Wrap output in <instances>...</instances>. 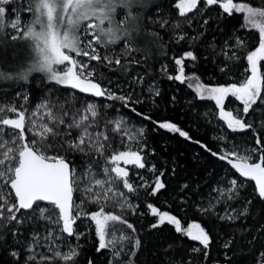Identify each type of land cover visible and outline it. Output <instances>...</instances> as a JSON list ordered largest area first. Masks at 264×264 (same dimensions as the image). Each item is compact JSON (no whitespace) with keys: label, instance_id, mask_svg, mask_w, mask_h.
<instances>
[{"label":"snow or ice","instance_id":"obj_1","mask_svg":"<svg viewBox=\"0 0 264 264\" xmlns=\"http://www.w3.org/2000/svg\"><path fill=\"white\" fill-rule=\"evenodd\" d=\"M0 49L17 57L0 69L14 89L0 96V264H192L187 248L213 264L217 240L214 264H264V118L253 119L264 116V0H0ZM157 64L192 89L193 108L212 102L215 149L137 112L158 106ZM161 130L198 147L199 177L173 187L167 177L186 169L167 141L150 144ZM189 208L203 222H182ZM130 217H151L149 236L173 233L162 253ZM217 225L239 229L242 246Z\"/></svg>","mask_w":264,"mask_h":264},{"label":"trees","instance_id":"obj_2","mask_svg":"<svg viewBox=\"0 0 264 264\" xmlns=\"http://www.w3.org/2000/svg\"><path fill=\"white\" fill-rule=\"evenodd\" d=\"M254 3L257 5L260 3V0H254ZM215 15V14H213ZM251 42V41H249ZM11 49H0V58L5 60L6 58L12 55L10 52ZM182 50H189L185 46L184 49L177 47L174 51V54L179 56ZM173 53H170V55ZM163 62L168 63V72L172 75H175V71L173 69V64L170 60L165 59ZM4 64V61H1ZM0 63V64H1ZM187 63V62H186ZM1 64L2 67L5 66ZM157 74V83L158 87L161 89V97L158 98V106L151 105L150 103L134 105L137 109V112H142L146 115H151L154 121H165L171 120L173 122L179 123L185 130H190V134L200 139L202 142H209V146L215 149L216 144L211 141V134L209 129L204 126V117L203 113L209 111L212 102H199L201 106L193 108L189 101L192 100V96L194 92L192 89H189L186 84L181 85L179 82L169 81L159 72V64L156 65L154 69ZM104 77L111 78L113 86L117 83L124 86L125 91H127V85L124 84V81L120 78L118 73H109L104 72ZM202 79H204L202 77ZM43 85L40 84L39 79L35 80L34 85L32 86V91L34 94L39 92V89L42 88ZM14 89L4 88L0 86V96L12 95ZM176 97V102L173 104L171 102V97ZM116 106L119 107V102H115ZM120 112L125 115V118L129 121V126L135 125L139 127L141 125L146 126L150 130L153 129V125L149 121L142 120L141 117H138L135 113L131 112L127 108H120ZM197 113H200L197 116ZM264 118L259 112L256 117L253 119L259 124L260 119ZM222 123V122H221ZM150 144L153 147L157 148V151H160V144L167 141L170 145L171 155L181 160L182 165L186 169V172H179V175L176 177L168 176L167 179L173 185V187L180 182H183L185 177L197 178L203 173V168L199 165H196L192 160L193 150L199 151L196 145L188 144L183 141L182 138L169 139L168 134L163 133L161 130L159 133L156 131H150ZM249 143L251 142V137L248 138ZM209 162V158H205V160L201 161V164H207ZM174 209V214H176ZM180 217L182 218V222L190 223L192 220H196L198 222H203V217L200 216L199 213H196L193 209L189 208L187 212H180ZM151 217H144L137 219L136 217H130L131 222L136 224L138 230H140L141 235L145 237V239L150 242V244L156 245V248L159 252L162 253L163 249L161 244L168 238H170L173 233L171 231H165L163 233H156L153 236H149L144 232V226L151 222ZM253 231H255V227H253ZM235 234L236 239L233 240V243L239 248L242 246V242L239 240V229L229 227V226H216V235L223 237L225 239L229 238L230 234ZM186 244H195V242L185 241ZM221 241L217 240L212 247L210 258L213 260V264L217 258H220L221 249L219 248ZM89 251H91V245H89ZM186 253L190 254V258L192 260V264H204V262L200 259L198 254H191V249L187 248ZM144 257H141L143 259ZM103 256H99L97 259V264H103L104 261Z\"/></svg>","mask_w":264,"mask_h":264},{"label":"rangeland","instance_id":"obj_3","mask_svg":"<svg viewBox=\"0 0 264 264\" xmlns=\"http://www.w3.org/2000/svg\"><path fill=\"white\" fill-rule=\"evenodd\" d=\"M7 52H9V51H7ZM10 52H12V55L10 57L6 58L5 60H3V58H0V63H1V61H4V64L3 63H1V64H3L5 66V69H4V67H2L0 64V69L8 70L9 66L14 65L17 62V57L13 54L12 49L10 50Z\"/></svg>","mask_w":264,"mask_h":264}]
</instances>
